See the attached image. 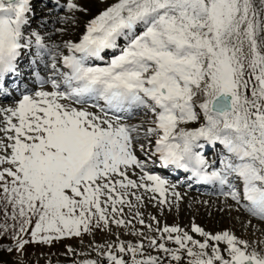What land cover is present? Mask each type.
Segmentation results:
<instances>
[{
    "label": "snow or ice",
    "instance_id": "1",
    "mask_svg": "<svg viewBox=\"0 0 264 264\" xmlns=\"http://www.w3.org/2000/svg\"><path fill=\"white\" fill-rule=\"evenodd\" d=\"M52 11L63 36L89 10L0 0V251L90 237L63 255L264 264V0H109L62 44L43 34ZM157 164L217 186L256 239L169 223L184 195Z\"/></svg>",
    "mask_w": 264,
    "mask_h": 264
},
{
    "label": "rangeland",
    "instance_id": "2",
    "mask_svg": "<svg viewBox=\"0 0 264 264\" xmlns=\"http://www.w3.org/2000/svg\"><path fill=\"white\" fill-rule=\"evenodd\" d=\"M81 2L85 7L88 8V13L78 14L80 23L78 25L67 26L68 32L63 36L56 31L58 27H66V25L58 23L57 11H52L51 15L46 17L48 22L47 30L43 31V34L46 38L50 37V39H46L48 42H51L52 44H62V41L65 39L76 38L82 31L84 22L90 19L92 16L98 14L99 11L104 8L105 3L109 2V0H81ZM40 7L43 6L40 5L38 7V15L40 14ZM50 8L51 5H49V9ZM49 9H45L44 11L48 12ZM59 14L62 15L63 13L60 12ZM142 118L139 120L134 119L132 121L134 123H140L141 121H145L150 117H145L143 115ZM190 126L195 127L198 125ZM210 160H214L212 155L210 156ZM172 182L177 184V190L184 195V200L181 202L180 208L178 210L174 209L168 214L167 220L169 223L178 222L182 224H188L190 220L194 219L196 223L204 226L210 231L219 230L222 228H230L234 230L238 236H241L244 239H256V237L252 235V230L245 231L244 227H242L241 222L244 221L246 217L235 210L229 212L224 205V198H219L218 200L213 198L210 199L205 197L201 192H188V188L186 186H182L183 184L178 187L180 181ZM217 190L218 188H216V191ZM205 201L208 203H203ZM221 206L224 207V211H221ZM147 211L151 213L154 210L149 208ZM0 223H2V220H0ZM9 223H11V221H9ZM257 236H259V233H257ZM90 239V237H85L83 244L79 240L68 239L52 247L47 245H29L26 250L27 254L24 256H21L19 253L9 254L7 252L0 251V264H49V261L51 264H72V258L65 257L63 255L65 246L72 245L79 252L80 250L84 249L85 245H87ZM100 239H102V237L98 235L97 240ZM11 243L12 241L10 238H0V248L8 246ZM76 259L79 260V257H76Z\"/></svg>",
    "mask_w": 264,
    "mask_h": 264
},
{
    "label": "bare ground",
    "instance_id": "3",
    "mask_svg": "<svg viewBox=\"0 0 264 264\" xmlns=\"http://www.w3.org/2000/svg\"><path fill=\"white\" fill-rule=\"evenodd\" d=\"M46 43L52 44L51 42H48L47 40H46ZM41 63L43 65V61ZM41 74L43 75V73H41ZM138 116L139 117H136V118H138V120H139V119H141L143 117V113H140ZM142 119H144V118H142ZM131 123H134V122L132 121ZM140 138L141 139H144L142 133H141V137ZM205 150H206V154H207V153H209V150H211V147H206ZM138 155H139V151H138ZM156 171L159 172V173H161V174H163V175H165V176H167L170 180L172 179V177H174V175L176 176L180 172V170H178V171H176V170L175 171H172L171 169H169V170H163V169L160 170V167L159 166H156ZM189 183L192 184V189H195V191H203V193H206L207 192V194L213 195L214 196L213 199H215V200H218L219 198H222V197L219 196L218 190L216 191V186H214L212 184L211 185H208V186H199L198 184H196L195 181L188 180L186 184L189 185ZM191 192H193V190H191ZM220 208L221 209H224V207H222V206ZM225 211H227V210H225Z\"/></svg>",
    "mask_w": 264,
    "mask_h": 264
}]
</instances>
